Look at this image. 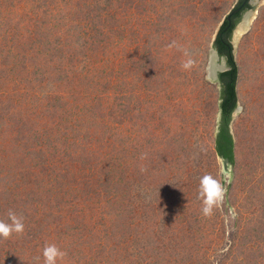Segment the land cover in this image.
Instances as JSON below:
<instances>
[{"label":"rangeland","instance_id":"374dc122","mask_svg":"<svg viewBox=\"0 0 264 264\" xmlns=\"http://www.w3.org/2000/svg\"><path fill=\"white\" fill-rule=\"evenodd\" d=\"M83 1L0 0V219L25 224L0 264L45 243L60 264H264V0L232 32L231 165L210 67L239 0ZM204 174L226 190L211 216Z\"/></svg>","mask_w":264,"mask_h":264},{"label":"trees","instance_id":"16d2710c","mask_svg":"<svg viewBox=\"0 0 264 264\" xmlns=\"http://www.w3.org/2000/svg\"><path fill=\"white\" fill-rule=\"evenodd\" d=\"M83 2V0H80V3ZM17 4L18 3L14 4V6ZM239 6H241V8L232 13L230 19L227 18V15L225 16L214 39V47L220 56L226 57L228 66V69L219 71L218 73V79L221 85V101L219 104L220 120L215 137V151L220 157L226 158L231 163L235 162V142L230 131V121L232 113L237 106L238 78V67L233 55L231 38L232 32L239 22L243 11L251 8L252 4L250 0H239L233 9ZM3 66L7 67L6 64H3Z\"/></svg>","mask_w":264,"mask_h":264},{"label":"clouds","instance_id":"9594fccd","mask_svg":"<svg viewBox=\"0 0 264 264\" xmlns=\"http://www.w3.org/2000/svg\"><path fill=\"white\" fill-rule=\"evenodd\" d=\"M168 47L169 48L176 47L183 51L185 57H187V59H185L181 63V67L184 70H189L195 65L196 62L194 59L191 58L188 49L180 48V46L177 44L176 41H172L168 45ZM226 69H228V66ZM145 158H146V154H142L141 159H145ZM141 171L142 172L146 171V169L142 167ZM225 191L226 190L222 185V183L220 182V180L213 177L211 174H204L200 178L197 198L201 201L202 204L201 212L204 216H211L213 214V210L223 202L225 197ZM7 217H8L7 220L0 219V238L7 240L13 234H17V235L24 234L25 231L24 217L22 215H17L12 210L8 211ZM41 256L43 258V264H60V262H62L67 256V252L62 250L55 243H45L41 251ZM41 256H37L34 258L36 264H39L41 260Z\"/></svg>","mask_w":264,"mask_h":264},{"label":"water","instance_id":"95a60500","mask_svg":"<svg viewBox=\"0 0 264 264\" xmlns=\"http://www.w3.org/2000/svg\"><path fill=\"white\" fill-rule=\"evenodd\" d=\"M252 1H253V0H250V2H252ZM240 8H241V6L235 8V9H232V10L227 14V18L230 19L231 14L234 13V12H236V11H237L238 9H240ZM247 16H248V13L245 15V17H247ZM218 57H219V56H218V53H217V51L214 49V54H213L212 59H211V67H210V71H211V73L213 74V76L216 75L217 71H222V70H225V69L227 68L226 63H219V62L217 61V58H218ZM221 159H222L223 161L228 162V163L231 165V162H229L226 158L221 157Z\"/></svg>","mask_w":264,"mask_h":264},{"label":"bare ground","instance_id":"6f19581e","mask_svg":"<svg viewBox=\"0 0 264 264\" xmlns=\"http://www.w3.org/2000/svg\"><path fill=\"white\" fill-rule=\"evenodd\" d=\"M243 30H244V28H241L239 32L242 33ZM235 33H236V32H235ZM222 161H223V160H222ZM224 162H226V161H224ZM227 163H228V162H227Z\"/></svg>","mask_w":264,"mask_h":264},{"label":"flooded vegetation","instance_id":"af4514ba","mask_svg":"<svg viewBox=\"0 0 264 264\" xmlns=\"http://www.w3.org/2000/svg\"><path fill=\"white\" fill-rule=\"evenodd\" d=\"M226 58V57H225ZM226 64H227V61H226Z\"/></svg>","mask_w":264,"mask_h":264}]
</instances>
